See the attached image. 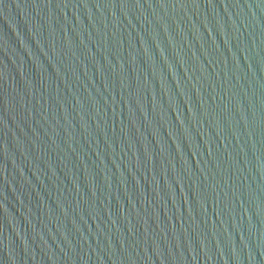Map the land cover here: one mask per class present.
Instances as JSON below:
<instances>
[{
    "label": "water",
    "instance_id": "95a60500",
    "mask_svg": "<svg viewBox=\"0 0 264 264\" xmlns=\"http://www.w3.org/2000/svg\"><path fill=\"white\" fill-rule=\"evenodd\" d=\"M0 264H264V0H0Z\"/></svg>",
    "mask_w": 264,
    "mask_h": 264
}]
</instances>
